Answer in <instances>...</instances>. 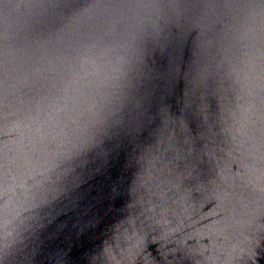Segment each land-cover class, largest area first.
<instances>
[{
	"label": "water",
	"instance_id": "water-1",
	"mask_svg": "<svg viewBox=\"0 0 264 264\" xmlns=\"http://www.w3.org/2000/svg\"><path fill=\"white\" fill-rule=\"evenodd\" d=\"M0 264H264V0H0Z\"/></svg>",
	"mask_w": 264,
	"mask_h": 264
}]
</instances>
